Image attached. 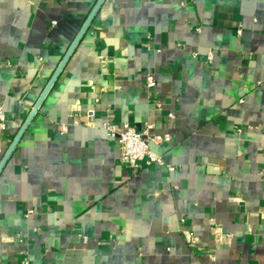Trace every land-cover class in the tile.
I'll return each instance as SVG.
<instances>
[{
	"label": "crops",
	"instance_id": "crops-1",
	"mask_svg": "<svg viewBox=\"0 0 264 264\" xmlns=\"http://www.w3.org/2000/svg\"><path fill=\"white\" fill-rule=\"evenodd\" d=\"M95 2L0 0V161ZM104 121L168 133L175 169L121 161ZM23 260L264 264V0H102L0 169Z\"/></svg>",
	"mask_w": 264,
	"mask_h": 264
},
{
	"label": "built area",
	"instance_id": "built-area-1",
	"mask_svg": "<svg viewBox=\"0 0 264 264\" xmlns=\"http://www.w3.org/2000/svg\"><path fill=\"white\" fill-rule=\"evenodd\" d=\"M240 29H238V32ZM207 58H212L211 49L207 52ZM145 85L153 87L155 80L152 74L146 75ZM89 117H94L95 112L91 111L87 114ZM171 116V115H170ZM76 122V121H75ZM101 127L105 130L107 136L115 139L120 149V160L127 162L133 168H139L143 165L157 163L165 165L168 170H173L175 167L166 163L162 156L152 150V144H161L169 142L171 137L168 133H153L151 130L153 124L145 123L143 127L137 129L134 125L124 121L117 126L112 121H104ZM6 128V121L4 116L3 107L0 104V135ZM57 128L64 132L67 127L65 124H57ZM21 264H32L27 260H23Z\"/></svg>",
	"mask_w": 264,
	"mask_h": 264
},
{
	"label": "water",
	"instance_id": "water-1",
	"mask_svg": "<svg viewBox=\"0 0 264 264\" xmlns=\"http://www.w3.org/2000/svg\"><path fill=\"white\" fill-rule=\"evenodd\" d=\"M101 2H102V0H96L95 4L91 8V10H90L89 14L87 15L86 19L84 20L82 26L80 27V29L77 32V34L75 35L74 39L70 43L68 49L66 50V52L62 56V58L59 61L58 65L56 66L55 70L53 71L52 75L50 76L48 82L46 83L45 87L43 88L42 92L40 93L38 99L34 103L33 107L29 111V113L26 116V118L24 119V121H23L22 125L20 126L18 132L16 133V135L13 138L12 142L10 143L7 151L5 152L4 156L2 157V159L0 161V169H1L2 165L4 164L5 160L7 159V157L9 156V154L11 153V151L13 150L14 146L16 145L17 141L19 140L21 134L23 133L24 129L26 128L27 124L29 123L30 119L32 118L33 114L35 113V111L39 107L41 101L43 100V98L46 95L47 91L49 90V88L51 87L52 83L54 82L55 78L57 77L58 73L60 72V70L63 67L64 63L66 62L67 58L69 57L71 51L73 50L74 46L76 45V43L78 42V40L81 37L82 33L84 32V30L88 26L91 18L93 17L95 11L97 10V8L99 7Z\"/></svg>",
	"mask_w": 264,
	"mask_h": 264
}]
</instances>
